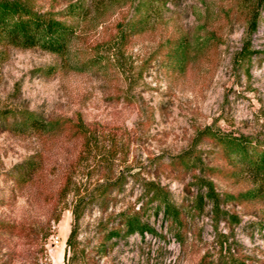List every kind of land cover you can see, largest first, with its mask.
<instances>
[{
    "label": "rangeland",
    "instance_id": "374dc122",
    "mask_svg": "<svg viewBox=\"0 0 264 264\" xmlns=\"http://www.w3.org/2000/svg\"><path fill=\"white\" fill-rule=\"evenodd\" d=\"M20 1L74 34L64 53L0 43V264H264V202L209 173L218 150L202 134L264 142V9L250 30L252 0H170L128 35L135 0ZM26 112L66 129L13 130ZM151 183L177 223L153 212ZM132 214L153 232L106 236Z\"/></svg>",
    "mask_w": 264,
    "mask_h": 264
},
{
    "label": "trees",
    "instance_id": "16d2710c",
    "mask_svg": "<svg viewBox=\"0 0 264 264\" xmlns=\"http://www.w3.org/2000/svg\"><path fill=\"white\" fill-rule=\"evenodd\" d=\"M170 0H135L132 19L125 24L123 32L125 34H138L144 32L159 15L158 6L165 5ZM264 9V0H252V8L247 19V28L254 30L260 18L259 10ZM74 29L64 20L57 19L50 15H44L34 11L20 0H0V43L12 45L19 48H40L51 53H64L68 43L73 38ZM190 43L179 37L173 46L171 58H174L176 66H180L187 57ZM241 57H250L252 53L244 51ZM64 120H45L32 112H26L18 121L12 124L13 130L29 131L35 130L42 133H49L65 127ZM77 130L81 128L75 124ZM202 134L211 139L217 146L216 157L213 165L207 166L210 174L216 170L218 174L234 180H247L251 187L243 192L237 193L236 197L243 199L261 200L264 202V142L244 134H234L230 132H220L205 129ZM223 157V162L217 163L219 157ZM181 163L187 168L197 166V158L183 153L178 157ZM30 170L34 169V162L31 163ZM229 168V169H228ZM232 168V169H231ZM200 184L205 185V196L217 206V195L213 190V183L210 180H200ZM147 191L151 194L150 202H155L153 212H162L163 218L171 223L179 221V210L173 206L167 197V192L163 191L157 184H150ZM228 197L233 198L231 195ZM122 228V229H121ZM264 229V226H263ZM129 236L134 233L143 235L152 233L153 230L147 223L141 221L137 214L124 215L119 225L107 233L108 238L121 235ZM71 233L67 238L70 246Z\"/></svg>",
    "mask_w": 264,
    "mask_h": 264
},
{
    "label": "built area",
    "instance_id": "2783aa9c",
    "mask_svg": "<svg viewBox=\"0 0 264 264\" xmlns=\"http://www.w3.org/2000/svg\"><path fill=\"white\" fill-rule=\"evenodd\" d=\"M54 243L58 242V238L57 237H53Z\"/></svg>",
    "mask_w": 264,
    "mask_h": 264
}]
</instances>
